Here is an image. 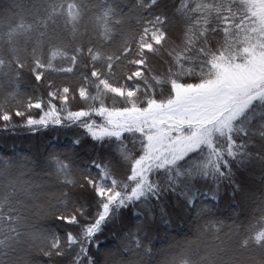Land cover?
Wrapping results in <instances>:
<instances>
[{
    "label": "snow or ice",
    "instance_id": "snow-or-ice-1",
    "mask_svg": "<svg viewBox=\"0 0 264 264\" xmlns=\"http://www.w3.org/2000/svg\"><path fill=\"white\" fill-rule=\"evenodd\" d=\"M9 142L0 264H264V0H0Z\"/></svg>",
    "mask_w": 264,
    "mask_h": 264
},
{
    "label": "trees",
    "instance_id": "trees-1",
    "mask_svg": "<svg viewBox=\"0 0 264 264\" xmlns=\"http://www.w3.org/2000/svg\"><path fill=\"white\" fill-rule=\"evenodd\" d=\"M61 138L63 139V137ZM37 142L38 141H32L30 143L35 144ZM17 143H19V141ZM28 146H29L28 144L24 145L25 152H27ZM11 147H12L11 142H9L7 146H5L3 143H0V167H3L6 162L11 160L10 155H6L7 153H10ZM227 214L228 213L224 208L220 209L219 212L220 216L226 219ZM180 228L183 231V234L179 237L181 240L184 238V235H188L191 238V236L196 232L195 217H193L192 220H188L186 223L182 222Z\"/></svg>",
    "mask_w": 264,
    "mask_h": 264
}]
</instances>
